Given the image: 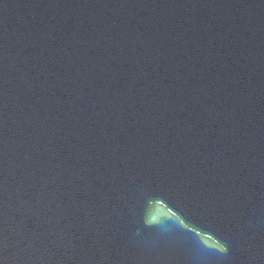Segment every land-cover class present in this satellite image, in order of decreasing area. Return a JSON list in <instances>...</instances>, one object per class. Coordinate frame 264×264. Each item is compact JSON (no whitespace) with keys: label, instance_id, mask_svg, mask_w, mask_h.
Segmentation results:
<instances>
[{"label":"water","instance_id":"water-1","mask_svg":"<svg viewBox=\"0 0 264 264\" xmlns=\"http://www.w3.org/2000/svg\"><path fill=\"white\" fill-rule=\"evenodd\" d=\"M0 264H264V0H0Z\"/></svg>","mask_w":264,"mask_h":264}]
</instances>
